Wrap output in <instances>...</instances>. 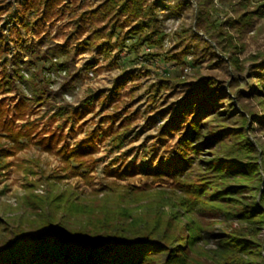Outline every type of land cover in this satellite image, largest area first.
Masks as SVG:
<instances>
[{"label":"trees","instance_id":"trees-1","mask_svg":"<svg viewBox=\"0 0 264 264\" xmlns=\"http://www.w3.org/2000/svg\"><path fill=\"white\" fill-rule=\"evenodd\" d=\"M211 2L196 1L195 22L182 30L186 38L180 44L185 50L184 39L199 41L210 56L226 63L235 73L229 92L222 80L211 77L198 78L192 86L181 84L186 93L157 112L163 120L157 137H177L165 145L164 164L140 165L145 182L139 185L118 183L136 169L133 164L115 166V159L87 196L69 186L58 189L62 179L75 177L86 186L93 184L90 173L96 160L91 156L107 130H92L69 148L62 129L76 108L68 104L50 116L53 122L69 108L65 121L54 129L51 122L39 128L42 116L17 126L15 121L23 119L31 105H46L48 113L53 109L49 101L60 95L38 76V63L69 73L71 55L45 37L17 44V54L5 58L0 93L13 91L14 96L0 99V181L12 166L25 167L23 160L9 157L30 146L56 155L60 165L48 175L41 171L37 181L24 186L18 202L27 215L19 216L16 224L0 218V264H264V58L252 59L249 73L254 82L244 81L247 68L238 58L245 47L241 39L255 18L263 16L264 5L248 11V0H237L234 16L217 23L208 20ZM160 5L164 0H103L97 10L106 6L113 16L134 20L123 41L131 36L143 45L165 37L156 14ZM17 21L28 27L22 18ZM61 56L68 60L51 62ZM77 78L78 73L71 75L68 85ZM14 99L9 106L6 101ZM126 133L112 138L114 147L123 143ZM39 186L45 189L42 195L35 193ZM209 238L212 246L207 248Z\"/></svg>","mask_w":264,"mask_h":264},{"label":"rangeland","instance_id":"rangeland-1","mask_svg":"<svg viewBox=\"0 0 264 264\" xmlns=\"http://www.w3.org/2000/svg\"><path fill=\"white\" fill-rule=\"evenodd\" d=\"M183 1L164 0L165 5H160L156 14L165 37L158 42L137 45L136 38L131 36L123 41L134 20L123 14L113 16L114 11L106 10V6L97 10L103 0H0V37L3 38L0 71L5 58L17 54V44L27 45L45 37L54 44L65 46L71 55L69 73L49 69V63H38V76L49 81V91L60 92V95L49 101L53 109L48 113L46 105L33 104L31 111L15 124L20 126L42 116L41 128L45 122H51L50 116L58 106L68 104L76 108V114L62 129L69 148L92 130H107V135L97 143L98 150L91 156L96 160L90 173L93 184L86 186L75 177L62 179L58 189L69 186L79 195L87 196L91 187L97 188L102 182L105 167L115 159V166L133 164L136 169L134 175L120 179L118 183L139 185L145 182L140 165L147 162L154 168L160 161L164 164L165 145L177 137L176 133L166 134L163 139L157 137L158 126L163 123L157 112L186 93L188 88L181 84L187 82L192 86L198 78L211 77L222 80L226 92H229L228 85L235 73L226 63L210 56L199 41L184 39L188 48L182 49L180 41L186 38L182 30L193 26L197 7V0H186L188 5ZM235 2L237 0H212L208 6V20L218 23L233 17ZM179 3L182 4L176 9L174 6ZM258 5H264V0H248L247 10L253 11ZM262 9L263 16L255 18L253 28L241 39L245 47L238 58L247 68L244 71L246 82L255 80L249 73L255 64L252 59L264 58V7ZM17 18H22L28 27L22 26ZM22 59H27L24 54ZM67 60L61 56L52 58L51 62L60 64ZM21 73L27 77V72L23 70ZM75 73H78V78L74 84L68 85L69 77ZM23 90L27 93L26 89ZM10 96H14L13 91L0 93V99ZM16 100L6 102L11 106ZM68 110L51 122V129L65 121ZM250 124L251 121L248 122ZM124 132L127 133L123 143L114 147L117 143L112 138ZM14 159L23 160L26 165L22 169L12 166L0 181V218L12 219L16 224L19 216L27 215L18 202L24 195V186L28 181H37L41 171L45 175L51 174L60 164L56 155L40 151L35 146L9 157V160ZM26 169L37 174L30 175ZM44 190L39 186L35 193L42 195ZM263 233L262 229L260 235ZM210 246L209 238L206 247Z\"/></svg>","mask_w":264,"mask_h":264}]
</instances>
